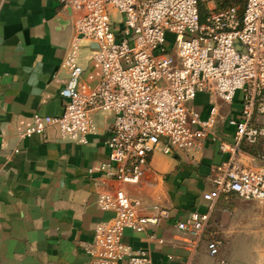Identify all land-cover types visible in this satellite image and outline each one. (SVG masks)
Masks as SVG:
<instances>
[{
    "label": "built area",
    "instance_id": "1",
    "mask_svg": "<svg viewBox=\"0 0 264 264\" xmlns=\"http://www.w3.org/2000/svg\"><path fill=\"white\" fill-rule=\"evenodd\" d=\"M59 2L75 12L74 35L61 62L67 73L60 92L65 106L56 116L33 113L20 137L55 125L61 138L86 143L96 131L92 112H111L107 156L87 173L137 184L156 149L195 155L208 136L225 157L213 167L212 188L202 194L203 200L211 206L221 194L234 193L264 205V169L243 160V146L264 138V0H245L241 13L233 4L209 6L203 18L199 0ZM83 38L96 43L91 57L100 64V78L95 85L81 77ZM198 92L214 98L206 116L192 105ZM236 98L239 108L221 115L217 100L232 103ZM219 120L234 128L231 141L215 132ZM96 204L113 215L95 223L92 239L84 245L91 263L153 264L150 251L133 249L123 231L154 228L169 217V210L158 206L154 213H143L140 199L122 189L98 193ZM208 217L209 209L190 212L176 227L196 244ZM220 243L207 239L209 255H218Z\"/></svg>",
    "mask_w": 264,
    "mask_h": 264
},
{
    "label": "crops",
    "instance_id": "2",
    "mask_svg": "<svg viewBox=\"0 0 264 264\" xmlns=\"http://www.w3.org/2000/svg\"><path fill=\"white\" fill-rule=\"evenodd\" d=\"M74 17L59 0H0V264H92L84 245L95 223L113 215L97 207V195L118 189L140 199L143 213H154L158 206L169 210L154 228L123 231L133 249L150 251L153 264H213L222 257V264H246L248 253L234 250L235 241L229 240L251 239V219L264 222V205L234 193L221 194L211 206L203 200L212 188L213 167L225 157L208 136L195 155L156 149L139 182L128 184L87 173L107 156L111 112H92L96 131L86 143L61 138L55 125L41 134L18 135L33 113L63 112L66 100L60 92L67 73L61 62L74 35ZM81 43V77L95 85L100 78V64L91 57L96 43L88 38ZM212 101L208 93L198 92L192 105L206 116ZM218 105L225 116L239 108V99ZM214 130L227 141L233 138L234 128L224 120ZM263 140L252 152L243 149V160L264 169ZM208 209L205 231L193 244L176 222ZM220 236L228 240L225 250L219 246L217 256L209 255L207 239Z\"/></svg>",
    "mask_w": 264,
    "mask_h": 264
},
{
    "label": "rangeland",
    "instance_id": "3",
    "mask_svg": "<svg viewBox=\"0 0 264 264\" xmlns=\"http://www.w3.org/2000/svg\"><path fill=\"white\" fill-rule=\"evenodd\" d=\"M200 2V8H204L206 10H201V11H208L207 8L210 7H215L217 4L214 2V0H199ZM244 7V4L242 6V9ZM112 17H114V20H118L119 19V15L117 13H114V16L112 15ZM115 21V24L112 26V29L114 30L115 28H117V23ZM218 103L219 101L221 103H223L222 100L218 99L217 100ZM264 142V140L262 141ZM261 142V147H263L264 149V144L262 145ZM251 230H252V238L248 239V240H237V239H230L229 241H235L234 246L235 248H233L234 250L238 251V250H245L248 255L250 260L246 261V264H264V222H258L255 219H251ZM218 240L221 241L220 243V250H222V248L225 250V245L227 243V239H223L221 236L220 237H216ZM222 257V255L220 256ZM224 258V257H222ZM222 258H219L218 260H215L214 262H212L213 264H222L219 260H221ZM226 263L230 264V262H228V260L226 261ZM232 264H241V263H232Z\"/></svg>",
    "mask_w": 264,
    "mask_h": 264
},
{
    "label": "trees",
    "instance_id": "4",
    "mask_svg": "<svg viewBox=\"0 0 264 264\" xmlns=\"http://www.w3.org/2000/svg\"><path fill=\"white\" fill-rule=\"evenodd\" d=\"M244 1L245 0H214V2L217 4L215 6L216 8L225 7L227 5L233 4V5H236L238 7L239 13L242 12V6L244 4ZM199 5H200V3H199ZM201 10H206V9L200 8V6H199L200 16H201V18H203L207 11L204 12ZM243 149L246 151L252 152V151H254V145L253 146H243Z\"/></svg>",
    "mask_w": 264,
    "mask_h": 264
},
{
    "label": "water",
    "instance_id": "5",
    "mask_svg": "<svg viewBox=\"0 0 264 264\" xmlns=\"http://www.w3.org/2000/svg\"><path fill=\"white\" fill-rule=\"evenodd\" d=\"M64 9L71 11V8L69 6H64Z\"/></svg>",
    "mask_w": 264,
    "mask_h": 264
}]
</instances>
